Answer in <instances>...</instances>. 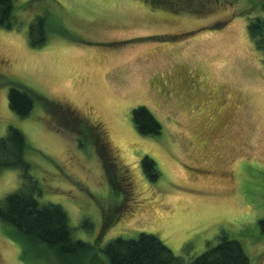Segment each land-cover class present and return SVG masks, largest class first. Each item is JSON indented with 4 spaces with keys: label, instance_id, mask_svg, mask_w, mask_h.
Masks as SVG:
<instances>
[{
    "label": "rangeland",
    "instance_id": "rangeland-1",
    "mask_svg": "<svg viewBox=\"0 0 264 264\" xmlns=\"http://www.w3.org/2000/svg\"><path fill=\"white\" fill-rule=\"evenodd\" d=\"M170 1L13 0L11 28L0 26V137L10 126L22 132L30 168L25 178L2 169L0 198L33 189L92 249L23 254L0 221V264H110L105 245L142 232L185 263L226 236L264 264V52L247 30L264 19V0ZM38 17L46 41L33 47ZM18 84L36 95L25 117L9 107ZM138 106L160 123L158 135L137 131ZM93 123L132 195L111 188L85 127Z\"/></svg>",
    "mask_w": 264,
    "mask_h": 264
},
{
    "label": "trees",
    "instance_id": "trees-1",
    "mask_svg": "<svg viewBox=\"0 0 264 264\" xmlns=\"http://www.w3.org/2000/svg\"><path fill=\"white\" fill-rule=\"evenodd\" d=\"M210 1H205L203 6H206ZM215 1L220 3V0ZM165 4L173 5L170 0ZM176 4L180 5L181 3H174V5ZM12 10L13 0H0L1 27L11 28ZM216 26L219 27L220 23H217ZM247 30L256 48L264 52V19H250ZM28 40L33 47L45 43L44 17H38L29 24ZM33 95L32 91L21 84L12 86L8 92L9 107L17 115L25 117L33 107V99L36 96ZM40 99L48 107L53 105L48 99L43 97ZM70 113L78 124L79 117ZM132 119L139 133L151 136L160 133V123L146 107L133 108ZM85 127L95 133L99 158L105 168L111 188H118L117 191L121 189L125 196L130 189V195H132L130 179H128L127 173L119 170L111 156L106 144L105 132L104 135L99 133L98 125L95 123ZM27 147L28 144L22 132L10 126L6 135L0 137V171L5 168L17 169L22 177H29L27 171L30 165L25 157ZM142 164L149 175H155L154 162L149 157H143ZM35 194L33 189L26 190L22 185L0 198V221L4 225L10 226L9 238L18 244L23 254L35 252V249L42 247L56 256L69 257L92 249L85 241L72 238L66 212L59 204H40ZM119 215L115 217V220L119 218ZM110 225L111 222L105 224L101 233L103 234V231L105 232ZM103 251L110 264H251L241 243L226 236H220L215 245L195 256L188 263H185L181 256L175 255L156 236L143 232L135 239L116 237L105 245Z\"/></svg>",
    "mask_w": 264,
    "mask_h": 264
}]
</instances>
